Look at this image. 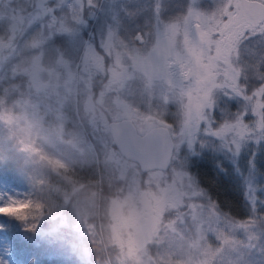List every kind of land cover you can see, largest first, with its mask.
<instances>
[{
  "label": "trees",
  "instance_id": "trees-1",
  "mask_svg": "<svg viewBox=\"0 0 264 264\" xmlns=\"http://www.w3.org/2000/svg\"><path fill=\"white\" fill-rule=\"evenodd\" d=\"M75 1L0 2L4 44L0 49V194L21 193L31 202V231L24 234L35 244L30 254L43 264H204L206 239L198 232L196 209L204 203L208 209L214 205L219 216V220L215 216L219 223L205 230L215 241L209 252L217 250L216 259L226 255L228 244L219 237L223 224L243 264H264V192L257 193L255 210L245 198L249 183L264 188V94L256 95L264 87V32L245 38L249 36L245 31L238 49L232 48L224 58L227 63L220 60L223 84L213 85L214 77L207 84L200 111L203 122L194 137H186L179 133L187 114L178 76L167 83L135 72L132 58L154 48L158 33L170 25L181 30L191 11L211 17V25L223 24L228 18L224 9L232 10L228 0ZM38 2L43 8L28 22ZM70 14L79 21L73 22ZM86 44L100 57L102 70L94 71L84 59L81 47ZM230 65L237 73L235 83L223 74ZM110 68L118 76L107 89ZM122 104L134 114L130 117L134 125L141 120L150 127L163 125L171 133V165L165 172H154H170L178 186V175L187 176L197 187L191 193L184 184L187 191L181 190L182 197L191 209L183 213L185 206H179L164 214L155 234L159 238L129 258L108 240L111 197L131 194L133 171L140 183L151 172H138L111 144L106 123L123 118L109 116ZM237 122L247 127L238 143L239 173L231 163L237 147L228 135H219L223 127ZM253 154L254 171L249 164ZM217 161L225 172L216 168ZM173 212L181 214L174 217ZM229 220L232 225L247 222L249 227L232 228L225 222ZM0 224L15 232L23 227L5 217H0ZM175 234L182 235L183 243L172 249L167 241Z\"/></svg>",
  "mask_w": 264,
  "mask_h": 264
},
{
  "label": "rangeland",
  "instance_id": "rangeland-1",
  "mask_svg": "<svg viewBox=\"0 0 264 264\" xmlns=\"http://www.w3.org/2000/svg\"><path fill=\"white\" fill-rule=\"evenodd\" d=\"M60 1L61 0H58V2ZM77 1L78 0H76L74 4H76ZM101 1L103 0H98L99 3ZM262 3L264 4V2ZM226 5L228 7H232L230 13L233 15L237 13L236 0H228ZM35 7L36 12L28 16V22L36 19L39 11L43 8L40 2L35 3ZM69 9L72 10L71 7H69ZM70 19L73 22L79 21V17L77 18L72 14H70ZM210 19L211 17L206 16L205 14L191 11L182 21L181 30L174 27L175 25H170L165 31L158 33L154 48H152L144 56L139 54V56L136 55L132 58L135 72L138 71L140 73H145L150 77L159 79V81L164 80L167 83H172L176 78L175 76H178L177 78L179 85H184L183 87L186 98L185 101L187 114L186 120L179 133L185 135L186 137H194L196 133L199 132L200 124L203 122V117L201 116L200 111L206 103L204 90L207 89V84L213 77V85L220 86L223 84L221 74L224 70L220 64V60L224 61V58L227 55H225L222 46L220 58L216 59L215 43L212 45L211 50L213 51L215 67L212 68L213 71L210 76H206V79L199 83L197 82V78L195 76L188 80L182 79L179 76L180 66L178 61V53L183 52L184 40L186 37L195 39L199 32L207 31L209 33L210 39L213 41H218L221 40L226 34L220 33L217 35L216 33L219 31L220 27H222V24L219 23L217 25L216 23L211 25L209 22ZM251 28L255 30L254 32H260L261 29H264V21L257 27L251 25L250 29ZM2 47H4V44L0 42V49ZM83 47H81V50L83 51L84 59L88 62L90 67L94 71L102 70L100 57L96 54L93 47L89 44H86ZM32 71V77L34 80H36L38 65L35 61L33 62ZM107 72L110 77V82L107 84L106 88L110 89L114 84L116 77L118 76V72L112 70L111 68L108 69ZM173 73L175 75H173ZM204 73V70L201 69V75H204ZM223 74L230 75V80L235 83L234 81L236 80L237 73L232 66L228 67V70L223 72ZM116 115H121L123 118L130 119V117H133L134 114L128 107L122 104L121 106L115 108V113L109 114V116ZM100 118L102 124L107 122L106 116L102 115ZM149 127L150 126H147L145 121L141 120H138V124H135L136 131L140 134ZM246 132L247 127H245L242 122H237L231 126L223 127V129L220 130L219 135H228L230 137L231 144L234 147H237L239 141L242 143L241 137L245 136ZM179 139H181V135H179ZM244 141H249V138L247 136L244 137ZM124 167L125 169H128L127 164H124ZM136 174L137 172L133 171V176L130 178L131 180L129 182V187L131 194H116L115 196L111 197L110 204V225L107 228L108 240L117 251L122 253L125 258H129L132 255L140 252L144 245L154 242L157 240V238H159V236L155 238V234H157L158 229H160L159 225L162 226V222L164 223L162 220V218H164V214L170 212L172 209H176L179 206H181V208L185 206L183 208L185 210H181L183 213L191 209L192 205L190 203L186 204L182 197V194H184L182 191H187L184 184L188 185L191 193H196L197 188L194 186L193 180L187 176L181 177L178 175V180L180 181L181 186L176 185L175 180H173L171 176L172 174L170 172L148 173V175L143 179L142 183H140V180L137 178ZM138 186L145 187L137 189ZM206 207L207 205L204 203H201L196 207L198 210L197 215H199L200 223V229L198 232L202 233L200 235L204 238V240L206 239L205 246L202 247L205 248V251L208 254L206 263L212 264L213 261L214 264H236L238 262L239 264H243V258L241 256L239 257L238 255H235L234 244L230 242V239L227 243V256L224 254L218 255L216 259L214 254L218 251L215 250L214 254L209 252L210 246L215 244V241L212 239L210 232L205 230L209 229V227L212 228L213 224H218L219 222L211 212H208L211 208L209 207L208 209ZM180 214L173 212L172 216L176 217ZM220 227L223 235L229 237V234L226 231L227 226L222 224ZM167 242L172 247V249H175V247H178L181 243H183L182 235L175 234V237H173L171 240H168ZM231 252H233L234 255L229 254ZM229 255H232V257L229 258ZM225 256L226 262H224Z\"/></svg>",
  "mask_w": 264,
  "mask_h": 264
},
{
  "label": "snow or ice",
  "instance_id": "snow-or-ice-1",
  "mask_svg": "<svg viewBox=\"0 0 264 264\" xmlns=\"http://www.w3.org/2000/svg\"><path fill=\"white\" fill-rule=\"evenodd\" d=\"M259 12L260 10L253 0H237V13L235 15L228 12L227 7L224 9V13L229 18L223 22L222 27H220L219 31L216 33L217 35L226 33L221 40L213 41L210 39L207 31L199 32L195 39L186 37L184 40L183 52L178 53L180 66L179 76L185 80L195 76L198 83L204 81L206 76L201 75V69L208 75H211V69L215 67L212 63L214 57L209 55L212 50V45L214 43L216 44L215 58H220L222 46L225 55H227L228 50L234 47L238 49V44L244 31L249 32V36L245 38H251L252 35L260 34V32L250 31L252 22ZM217 23L219 24L220 22L217 21ZM260 31L264 32V29ZM205 58H207L208 63H204ZM225 63H227V60H225ZM173 75L175 74L173 73ZM262 94H264V87L256 93L258 97ZM261 106L262 105L258 102L257 109ZM261 127L264 128V118H262ZM237 149V152L234 154L235 158L231 160V163L236 168L237 173H239V146H237ZM229 151L231 150L229 149ZM254 159L255 154H253V157L249 161L250 170L253 171L255 169L253 163ZM216 168L220 172L226 171L221 161L216 162ZM258 192H264V188L254 186L251 183L246 185L245 198L253 205V210H255ZM261 203H264V201H261ZM32 210L31 202L21 198V193L17 195L0 194V217L15 219L23 225L19 232H15L10 228H6L3 224H0V264H43L38 257L30 254L29 250L34 248L35 244L24 235L31 231V228L28 227V222L33 219L31 216ZM210 211L212 215L217 216L219 220L214 205ZM225 222L232 225L230 220ZM232 227L246 229L249 227V224L247 222H237L235 225H232ZM220 237L224 244L229 242V238L224 236L222 232L220 233Z\"/></svg>",
  "mask_w": 264,
  "mask_h": 264
},
{
  "label": "water",
  "instance_id": "water-1",
  "mask_svg": "<svg viewBox=\"0 0 264 264\" xmlns=\"http://www.w3.org/2000/svg\"><path fill=\"white\" fill-rule=\"evenodd\" d=\"M11 3L13 0H0ZM52 2L53 0H42ZM237 1V0H236ZM260 10L252 22L257 27L264 21V4L253 0ZM111 144L125 161L135 164L140 173L165 172L171 165L174 142L169 129L163 125L151 126L141 134L129 118H121L106 124Z\"/></svg>",
  "mask_w": 264,
  "mask_h": 264
},
{
  "label": "bare ground",
  "instance_id": "bare-ground-1",
  "mask_svg": "<svg viewBox=\"0 0 264 264\" xmlns=\"http://www.w3.org/2000/svg\"><path fill=\"white\" fill-rule=\"evenodd\" d=\"M96 230H97V228H95ZM101 233V232H100ZM103 237V236H102ZM101 239H103V238H101ZM112 249V248H111ZM109 251V250H108ZM103 252V251H102ZM111 253H112V251H111ZM109 255H111V254H109ZM113 255H115V254H113ZM106 256V255H105ZM116 258V257H115ZM105 259V258H104ZM108 259V258H107ZM109 260V259H108ZM116 261H117V259H116ZM121 262V261H120ZM119 263V262H118ZM123 263V262H122ZM125 263V262H124ZM111 264V263H110ZM115 264V263H114ZM120 264V263H119Z\"/></svg>",
  "mask_w": 264,
  "mask_h": 264
}]
</instances>
